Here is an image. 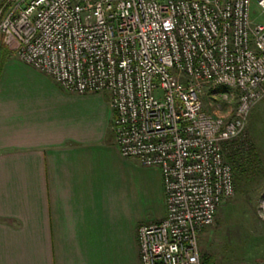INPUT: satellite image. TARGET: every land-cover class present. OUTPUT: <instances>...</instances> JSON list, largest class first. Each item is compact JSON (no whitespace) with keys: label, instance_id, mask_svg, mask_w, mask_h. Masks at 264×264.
<instances>
[{"label":"built area","instance_id":"1","mask_svg":"<svg viewBox=\"0 0 264 264\" xmlns=\"http://www.w3.org/2000/svg\"><path fill=\"white\" fill-rule=\"evenodd\" d=\"M253 4L264 16V0L0 8V36L17 57L69 92L105 93L121 155L160 169L167 214L139 228L142 264H202L200 236L235 193L232 159L246 161L247 121L264 102V22Z\"/></svg>","mask_w":264,"mask_h":264},{"label":"crops","instance_id":"2","mask_svg":"<svg viewBox=\"0 0 264 264\" xmlns=\"http://www.w3.org/2000/svg\"><path fill=\"white\" fill-rule=\"evenodd\" d=\"M114 118L105 93L69 92L8 49L0 264H142L138 230L166 216V195L159 168L121 155Z\"/></svg>","mask_w":264,"mask_h":264},{"label":"rangeland","instance_id":"3","mask_svg":"<svg viewBox=\"0 0 264 264\" xmlns=\"http://www.w3.org/2000/svg\"><path fill=\"white\" fill-rule=\"evenodd\" d=\"M4 2L0 0V8ZM251 14L264 22L256 4ZM206 102V109L211 110V103ZM220 107L225 110L228 105ZM246 135L252 145L248 155L252 169L237 174L234 166L235 193L219 206L215 222L200 236L202 264L206 258L209 264H264V102L253 107Z\"/></svg>","mask_w":264,"mask_h":264},{"label":"trees","instance_id":"4","mask_svg":"<svg viewBox=\"0 0 264 264\" xmlns=\"http://www.w3.org/2000/svg\"><path fill=\"white\" fill-rule=\"evenodd\" d=\"M8 47L6 45H4L3 43H1L0 45V71L2 69V66H3V61L6 59V53L8 51ZM4 52V53H3ZM6 52V53H5ZM250 154H252V151H249L247 156ZM233 162L235 163L234 165L236 166V172L237 174H242V173H245L246 174V171L249 170V169H252L250 162V157L248 156V159L246 157V161L245 162H241L236 156L233 157ZM235 177L237 178L236 174H235ZM203 264H209V260L208 258L204 259L203 260Z\"/></svg>","mask_w":264,"mask_h":264}]
</instances>
